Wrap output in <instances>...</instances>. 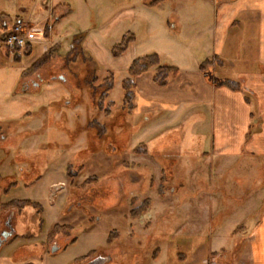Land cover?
<instances>
[{"label": "rangeland", "instance_id": "rangeland-1", "mask_svg": "<svg viewBox=\"0 0 264 264\" xmlns=\"http://www.w3.org/2000/svg\"><path fill=\"white\" fill-rule=\"evenodd\" d=\"M65 1L71 11L55 22L62 13L49 15L45 0H0V231L11 212L13 227L0 260L212 264L220 256L238 264L239 238L264 214V156L214 157L208 108L153 127L142 107L135 115L121 107L135 59L156 53L162 65L192 68L210 54L190 43L193 60L167 57L180 30L174 12L160 15L147 36L116 0ZM193 1L212 20L209 0ZM18 22L37 37L11 49L3 35ZM242 35L226 70L234 80L255 62L256 37L251 29ZM108 75L105 103L114 108L105 114L98 103ZM25 200L38 207H6ZM54 225L71 229L50 239Z\"/></svg>", "mask_w": 264, "mask_h": 264}, {"label": "crops", "instance_id": "crops-1", "mask_svg": "<svg viewBox=\"0 0 264 264\" xmlns=\"http://www.w3.org/2000/svg\"><path fill=\"white\" fill-rule=\"evenodd\" d=\"M71 1L78 4V7H83L89 0ZM116 2L120 7L118 11L128 12L126 16L131 17L137 24L141 23L142 28L145 27L147 36L154 33L151 30L152 23L158 22L160 15L165 14L164 12H174L173 19L179 22L180 30L177 37L169 39L175 47L168 49L167 57L193 60V49L189 47V44L193 43L194 45H190L197 47L196 50L210 54L211 57L206 60L216 61L209 68L215 79L229 80L239 85L238 91L215 87L200 71L202 62H194L192 68L175 67L178 72L164 87L154 84L152 73L148 72L134 80L133 111L130 115H135L136 108L142 107V112L149 116L148 121L153 116L154 127L165 124L166 121L169 123L170 120L176 119V116L198 113L205 107L210 114V152L214 157L227 160L244 152L264 156V0H209L214 14L208 22L205 14L201 12V7L197 9L193 0ZM45 5L49 15L56 10L62 13L61 17L55 18V22L71 11L65 0H45ZM186 24H189V29ZM172 26L176 27L175 24ZM247 29H251L256 37L253 70L240 73L235 80L230 79L225 77L228 76L226 70L229 65L234 66L237 62L232 49H237L238 46L240 52L242 32ZM189 30H192L190 41L180 38L187 36ZM29 45L31 46L30 43ZM158 57L161 61V57ZM162 115L165 117H161ZM252 123L256 128L248 139ZM145 126L147 132L149 127ZM202 155L207 157L209 153L203 152ZM240 229L244 227L241 226ZM245 229L247 234L239 238V246L232 254V260L238 264H264V214L256 217L252 225ZM0 264L35 262L29 260L25 263H15L11 259H1Z\"/></svg>", "mask_w": 264, "mask_h": 264}, {"label": "trees", "instance_id": "trees-1", "mask_svg": "<svg viewBox=\"0 0 264 264\" xmlns=\"http://www.w3.org/2000/svg\"><path fill=\"white\" fill-rule=\"evenodd\" d=\"M78 46V42L76 44ZM31 48V47H30ZM75 46H71V51H75ZM123 50V49H122ZM29 53V52H28ZM216 63L215 60H205L199 66L200 71L202 72L203 76L211 82L215 87H226L231 91H238L239 85L236 82L229 81V80H219L215 79L211 73L209 72V68L212 67ZM153 69V70H152ZM151 72L152 73V80L154 84L159 87L166 86L169 81L174 77V75L178 72V70L173 66H165L161 64L159 57L156 54H150L147 56H143L140 58L135 59L128 69V77L124 78L121 82V88L123 92L121 106L122 109L127 108L128 114H131L133 111V97H134V89H135V82L134 80L145 73ZM97 79V77H96ZM97 81V80H95ZM105 86V90L103 91V95L99 98L98 108L104 109V113H108L110 110L114 108L113 102L105 103L109 97V93L113 87V77L112 75H108L101 80V86ZM146 203L143 207L140 206L137 210L134 211L133 214L141 215L144 213L145 209L147 208ZM26 206L31 207H38V204L31 202V201H12L9 202L6 207H15L18 209H22ZM71 229L70 226L67 225H54L52 230L49 233V238H54L58 233H67ZM75 240L73 239L71 243Z\"/></svg>", "mask_w": 264, "mask_h": 264}, {"label": "built area", "instance_id": "built-area-1", "mask_svg": "<svg viewBox=\"0 0 264 264\" xmlns=\"http://www.w3.org/2000/svg\"><path fill=\"white\" fill-rule=\"evenodd\" d=\"M24 25H26V23L18 22L13 27L6 28V33L5 35H3V42L7 47L11 49L13 47L15 48L22 47L36 39L37 37L36 32L23 31ZM218 257L220 256L214 258L215 262L212 264H225V263L217 262V260L219 259Z\"/></svg>", "mask_w": 264, "mask_h": 264}, {"label": "flooded vegetation", "instance_id": "flooded-vegetation-1", "mask_svg": "<svg viewBox=\"0 0 264 264\" xmlns=\"http://www.w3.org/2000/svg\"><path fill=\"white\" fill-rule=\"evenodd\" d=\"M12 208H15V207H12ZM12 216V212L11 214H9L7 216V218L5 219L4 223H3V228L2 230L0 231V246L2 244H5L10 238H12L13 236L11 237H7V239L4 238V235L6 234H9V233H12L13 234V227L10 223V217ZM99 261V258L95 259L92 263L96 264L97 262ZM90 263V264H92Z\"/></svg>", "mask_w": 264, "mask_h": 264}, {"label": "water", "instance_id": "water-1", "mask_svg": "<svg viewBox=\"0 0 264 264\" xmlns=\"http://www.w3.org/2000/svg\"><path fill=\"white\" fill-rule=\"evenodd\" d=\"M11 236H12V233H9V234H7V235L5 234V235H4V238L7 239V237H11ZM52 252L54 253L55 250L53 249Z\"/></svg>", "mask_w": 264, "mask_h": 264}]
</instances>
